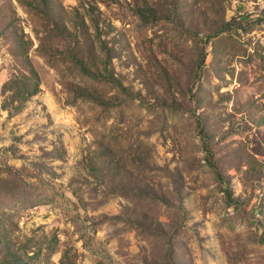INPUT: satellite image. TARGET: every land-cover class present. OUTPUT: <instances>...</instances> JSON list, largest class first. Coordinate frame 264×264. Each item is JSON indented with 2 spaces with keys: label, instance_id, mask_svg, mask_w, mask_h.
<instances>
[{
  "label": "rangeland",
  "instance_id": "obj_1",
  "mask_svg": "<svg viewBox=\"0 0 264 264\" xmlns=\"http://www.w3.org/2000/svg\"><path fill=\"white\" fill-rule=\"evenodd\" d=\"M0 264H264V0H0Z\"/></svg>",
  "mask_w": 264,
  "mask_h": 264
},
{
  "label": "trees",
  "instance_id": "obj_2",
  "mask_svg": "<svg viewBox=\"0 0 264 264\" xmlns=\"http://www.w3.org/2000/svg\"><path fill=\"white\" fill-rule=\"evenodd\" d=\"M81 69L86 74H91L90 71H88V69L85 67H82ZM11 85V100L17 103H24L39 92V76L33 68H30L28 74H21L19 77L14 78L11 82ZM78 94L95 101H99V97L89 93L86 90H79Z\"/></svg>",
  "mask_w": 264,
  "mask_h": 264
}]
</instances>
